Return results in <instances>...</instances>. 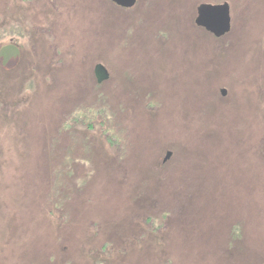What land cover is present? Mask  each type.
<instances>
[{
  "label": "rangeland",
  "instance_id": "374dc122",
  "mask_svg": "<svg viewBox=\"0 0 264 264\" xmlns=\"http://www.w3.org/2000/svg\"><path fill=\"white\" fill-rule=\"evenodd\" d=\"M111 2L0 0V264H264V0Z\"/></svg>",
  "mask_w": 264,
  "mask_h": 264
},
{
  "label": "water",
  "instance_id": "95a60500",
  "mask_svg": "<svg viewBox=\"0 0 264 264\" xmlns=\"http://www.w3.org/2000/svg\"><path fill=\"white\" fill-rule=\"evenodd\" d=\"M116 5L131 8L136 5L138 0H111ZM199 27H202L214 34L216 37H222L230 32L232 28V16L229 4L210 5L201 4L198 8L195 20ZM223 93L225 91L223 90Z\"/></svg>",
  "mask_w": 264,
  "mask_h": 264
},
{
  "label": "trees",
  "instance_id": "16d2710c",
  "mask_svg": "<svg viewBox=\"0 0 264 264\" xmlns=\"http://www.w3.org/2000/svg\"><path fill=\"white\" fill-rule=\"evenodd\" d=\"M109 2H110V1H109ZM111 3H113V2H111ZM113 4H114V3H113ZM115 5H116V4H115ZM196 25H197V24H196ZM197 26H198V25H197ZM95 82H97L98 85H101V84H102V82H99L97 79H95ZM98 85H97V86H98ZM99 87H100V86H98L97 89H99ZM111 119H112V121L115 120L114 117H112ZM109 121H110V119H109ZM104 125H106V123L102 122V123H101V126H104ZM111 126H114V125H113L111 122H110V124L108 123V129H109V132H110V130L112 129ZM91 127H92V126H91ZM108 135H109L110 137H109ZM111 135H112V134H111ZM111 135H110V134H105V137H107L108 140H109L110 142H113V139H112L113 137H111ZM149 219H150V218H149ZM149 219H147V221H149ZM150 221H151V220H150ZM148 223H150V222H148Z\"/></svg>",
  "mask_w": 264,
  "mask_h": 264
}]
</instances>
